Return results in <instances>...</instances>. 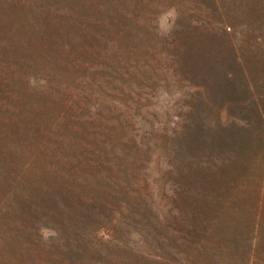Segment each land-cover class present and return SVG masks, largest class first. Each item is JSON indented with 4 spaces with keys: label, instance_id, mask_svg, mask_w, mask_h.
I'll return each mask as SVG.
<instances>
[{
    "label": "rangeland",
    "instance_id": "obj_1",
    "mask_svg": "<svg viewBox=\"0 0 264 264\" xmlns=\"http://www.w3.org/2000/svg\"><path fill=\"white\" fill-rule=\"evenodd\" d=\"M40 2L0 11V58H19L0 71V264H264V166L219 163L212 121L233 87L213 73L227 45L264 75V0H76L82 24L47 11L24 30L17 10ZM77 174L108 220L104 247L85 248L63 199Z\"/></svg>",
    "mask_w": 264,
    "mask_h": 264
},
{
    "label": "trees",
    "instance_id": "obj_2",
    "mask_svg": "<svg viewBox=\"0 0 264 264\" xmlns=\"http://www.w3.org/2000/svg\"><path fill=\"white\" fill-rule=\"evenodd\" d=\"M26 1L29 0H0V11H8L10 7H13L14 10L17 5L24 4ZM39 1L41 2L35 7L26 6L22 10H17L21 18L18 20V23L24 30L28 27L39 29L43 24V19L47 23L53 22L51 17H44L42 19L38 17V12L39 14H43L47 11L55 12V19L57 20L54 21H57L60 25L74 26L76 22L82 24L83 21L76 17V14L79 12V8L75 2L76 0ZM222 17L224 18L225 15L222 14ZM223 22H225V20H223ZM229 28H231V26H229ZM255 39L261 44L260 50L264 54V42L260 41L263 40L264 37L262 35H257ZM61 44L65 46L70 45L66 40ZM227 47L228 51L225 57L222 58V61L218 62L217 68L213 72L214 74L218 72V79L221 84H233L232 90L226 94L222 92L224 91V87L217 84L218 91L222 92V96L219 98V103L216 104V115L219 116L212 119L220 128L218 129L217 139L214 141L217 146L214 157L219 163L227 164L230 167L229 169L233 172L238 170L244 174H253L260 166H264V87L261 88V90L257 89L260 83L264 85V75L261 73L256 76L253 75L251 68L245 62L243 54L235 43H230ZM6 64L8 66L10 64L12 69L15 70L19 66V58L16 56L14 59H11L8 55L0 58V71L5 72L2 68L5 67ZM21 72L23 75H26L24 70H21ZM207 77L209 79L211 78L208 74ZM42 79L47 78L42 76ZM202 86L205 87V83H202ZM198 99L200 101L213 102V99L207 93L204 97ZM233 107L240 108V112L234 113L231 109ZM2 109L3 105L0 103V112ZM222 111L225 112L226 119H222ZM207 143L208 141L204 138L198 140L193 146L194 153L205 151L204 148ZM192 156H197V154H192ZM203 156L207 157L206 155ZM76 177L79 179L80 183L79 191L72 190L70 186L62 187L63 199H69V207L74 208V220L79 230L76 234L84 240L86 249L104 247L101 243V238L105 235H110L108 231L109 226H105L109 225L106 224L108 220H103L101 216L94 214L95 212L92 211V209H96L99 213H103L101 205L89 203L94 199L92 197L93 192L91 190L89 178L80 174H77ZM9 181L10 180H6V183H9ZM219 184L220 181L213 178L212 187H218ZM231 184L236 186L237 182L231 180L229 182L230 187ZM100 187L103 189L100 192V196H102L106 202L112 203L110 200L112 196L110 189L112 186L109 184H100ZM103 187H105V189ZM131 190L139 197V191L137 189ZM181 193L179 185L176 186V188L174 187L172 189V198L180 196ZM128 195L129 190L122 191V201L124 204H128L127 200L124 199L125 196L127 197ZM139 198L141 199L142 197ZM212 198H214L215 201H220V196H218V194L212 195ZM21 224L28 226L24 223ZM63 224L64 221H60L54 230L60 231L61 225ZM117 242H119L118 239ZM115 246L120 247L119 243H115ZM127 247L129 252H138L136 247ZM145 253L146 254L141 257L144 258V264H148L151 254L150 252Z\"/></svg>",
    "mask_w": 264,
    "mask_h": 264
}]
</instances>
